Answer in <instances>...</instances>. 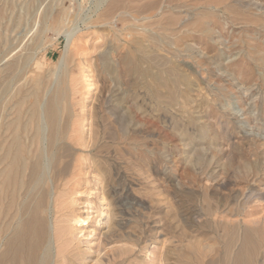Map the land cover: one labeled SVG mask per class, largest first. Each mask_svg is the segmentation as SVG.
Segmentation results:
<instances>
[{
    "label": "rangeland",
    "instance_id": "rangeland-1",
    "mask_svg": "<svg viewBox=\"0 0 264 264\" xmlns=\"http://www.w3.org/2000/svg\"><path fill=\"white\" fill-rule=\"evenodd\" d=\"M71 35L85 52L58 68ZM63 67L67 104L100 118L119 213L102 264H232L246 231L264 264V0H0V133Z\"/></svg>",
    "mask_w": 264,
    "mask_h": 264
},
{
    "label": "bare ground",
    "instance_id": "bare-ground-1",
    "mask_svg": "<svg viewBox=\"0 0 264 264\" xmlns=\"http://www.w3.org/2000/svg\"><path fill=\"white\" fill-rule=\"evenodd\" d=\"M75 36L67 38L58 68L63 62L66 65L63 60L68 52L76 57L85 52V47L77 45L82 41L80 36ZM84 67L80 76L88 96L92 81ZM65 69H58L61 73L64 70L58 80L54 73L53 90L46 92L49 94L43 108L39 99L46 82L41 78L34 79L28 97L14 96L16 116L2 127L0 239L4 250L0 264H102L107 255L106 239L115 240L119 213L107 199L103 171L106 163L96 154L103 140L100 118L91 113L84 116L86 110L80 104V113L75 114L74 104H67ZM35 189L38 192L34 195ZM12 209L20 220L10 236ZM96 232L99 237L93 251L88 238H94ZM233 244L234 239L226 245L227 253ZM254 248L251 236L244 232L232 264H249ZM120 250L111 251L113 259ZM149 257L153 259L154 254L149 253ZM227 261L225 257L223 262Z\"/></svg>",
    "mask_w": 264,
    "mask_h": 264
}]
</instances>
